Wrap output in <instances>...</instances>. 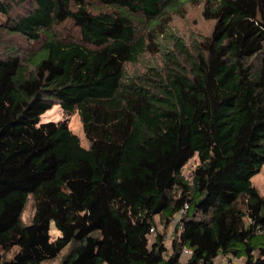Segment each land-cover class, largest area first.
Segmentation results:
<instances>
[{
	"label": "trees",
	"instance_id": "trees-1",
	"mask_svg": "<svg viewBox=\"0 0 264 264\" xmlns=\"http://www.w3.org/2000/svg\"><path fill=\"white\" fill-rule=\"evenodd\" d=\"M198 5L214 25L193 56L169 23ZM0 14V264L65 248L60 264H264L251 183L264 164V0H0ZM66 20L79 40L48 33ZM157 52L164 67L128 72ZM56 103L78 113L88 148L66 120L40 121ZM156 217L174 226L169 250Z\"/></svg>",
	"mask_w": 264,
	"mask_h": 264
},
{
	"label": "rangeland",
	"instance_id": "rangeland-1",
	"mask_svg": "<svg viewBox=\"0 0 264 264\" xmlns=\"http://www.w3.org/2000/svg\"><path fill=\"white\" fill-rule=\"evenodd\" d=\"M93 6L99 7V8H105L102 7L100 3L94 2ZM22 11L21 6H15L10 12L13 15H16ZM202 6H188L186 7L185 13L183 16H177L173 15L171 17V21L169 23V28L171 32L175 33L177 36H179L183 42L186 45V49L188 52H190L191 55H195L197 53V50L199 49L200 43L203 41L205 37H207L214 25L213 20H205L202 17L201 14ZM5 20V16L0 14V23ZM50 35H53L55 37H59L65 40H79L80 39V33L78 28L73 24L71 20H66L60 24L54 25L52 28L47 30ZM6 40L10 39L14 44H16L20 49H31L36 48L40 42H28L26 39H24L21 36H10L8 37L5 35ZM44 38V36H43ZM2 48V47H1ZM173 54L179 59L181 62L185 64L187 60L183 56H181L174 48L171 50ZM144 55L142 58H140L139 62L136 65H127V70L130 73H133L134 70H140L141 72H144L145 69L149 66H158V67H164L166 60L162 57V54L160 52H157L156 54L151 53ZM60 120H66L69 126V129L78 136L81 146L88 148L89 147V141L84 133L83 125L81 122V119L78 115V113L75 111L72 114H66L61 109L60 105L58 103L54 104L50 109L45 111L41 117V122L46 121H60ZM198 162L197 154H195L183 167L182 174L185 178L190 179V174L192 169L195 167V165ZM251 183L252 185L258 190L260 194H263L264 192V164L261 166L259 171L251 177ZM31 214V203H27L25 210L23 212V218L25 220H28ZM156 231L163 233L165 231V244L167 245L168 250L170 249L171 244V238L172 233H176L174 230V226L167 224L166 228L163 222H159V218L156 217ZM53 226V225H52ZM52 236H56L58 233L55 230L51 231ZM2 249L0 248V252ZM67 251V248L63 249L61 253L48 261L43 262L42 264H60L61 258L63 254ZM13 252V249L9 252H7V256H10ZM186 259V256L181 254V261H184ZM242 259H237L231 256H225V255H219L215 262L216 264H231V263H239Z\"/></svg>",
	"mask_w": 264,
	"mask_h": 264
},
{
	"label": "built area",
	"instance_id": "built-area-1",
	"mask_svg": "<svg viewBox=\"0 0 264 264\" xmlns=\"http://www.w3.org/2000/svg\"><path fill=\"white\" fill-rule=\"evenodd\" d=\"M186 209H187V205H185L180 211H178V213L173 217V219H172V223H173V222H174V223L179 222V220H180V218L182 217V215L185 214ZM150 233H151V234L154 233V228H153V227L150 229ZM191 253H192L191 250H190L189 248H187V247H184L183 250H182V254L185 255L186 257L190 256ZM216 258H217V257H216ZM216 258H215V260H216ZM215 260H214V263L216 264ZM229 264H230V263H229Z\"/></svg>",
	"mask_w": 264,
	"mask_h": 264
}]
</instances>
